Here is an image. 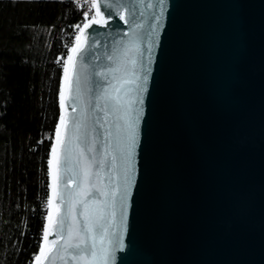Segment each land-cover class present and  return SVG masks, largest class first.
<instances>
[{"label": "water", "instance_id": "water-1", "mask_svg": "<svg viewBox=\"0 0 264 264\" xmlns=\"http://www.w3.org/2000/svg\"><path fill=\"white\" fill-rule=\"evenodd\" d=\"M95 7L64 67L55 195L51 150V203L32 264H104L101 249L108 264H264V0H95ZM113 52L119 61L107 59ZM133 136L122 208L128 164L118 145ZM85 167L84 192L109 196L106 205L77 199L107 233L101 245L97 231L95 259L77 261L66 243H79L83 217L65 220L66 194L83 187Z\"/></svg>", "mask_w": 264, "mask_h": 264}, {"label": "trees", "instance_id": "trees-1", "mask_svg": "<svg viewBox=\"0 0 264 264\" xmlns=\"http://www.w3.org/2000/svg\"><path fill=\"white\" fill-rule=\"evenodd\" d=\"M86 6L0 0V264H32L41 245L64 40L85 21Z\"/></svg>", "mask_w": 264, "mask_h": 264}, {"label": "snow or ice", "instance_id": "snow-or-ice-1", "mask_svg": "<svg viewBox=\"0 0 264 264\" xmlns=\"http://www.w3.org/2000/svg\"><path fill=\"white\" fill-rule=\"evenodd\" d=\"M163 2V0H162ZM108 7H112V5H108ZM97 13L99 14V6H97ZM83 14V13H82ZM93 23H98L97 21H93ZM126 34V33H125ZM75 51V49L73 50ZM128 49L124 48L123 52L125 53V55L127 54ZM107 59L110 61H119L120 57L117 56V54L115 52H113L112 54H109L107 56ZM132 64H136L137 61L136 60H132L131 61ZM119 68L115 69V71H118ZM68 69L65 68V72L67 73ZM109 72L114 71L113 69H109ZM97 76L100 77H104L105 81L111 85V81L107 79V75L105 72L100 71L98 73H96ZM113 79H116L115 76H113ZM146 79V77H145ZM97 84L99 85L100 82L98 81ZM67 88L70 91L71 90V81H67ZM120 89L118 87H114L113 88V92L117 93V95L113 96V100L115 101H119V93ZM107 90L104 89L103 87H100L99 93H98V98L99 99H103L105 96H107ZM61 97L63 99V92L61 93ZM80 98V93L79 90H77V96L75 97V99H79ZM99 107V105H97ZM106 107V106H105ZM113 107L115 108L116 111H119V105L118 104H114ZM101 111H104L103 108L100 109ZM99 119V118H98ZM62 123H63V118H62ZM80 126L77 125V128H79ZM119 150L121 151L122 154V158L125 160L126 164H128V167L125 168V178H124V190L122 195L120 196V199L122 201V208L124 206H126V202H127V198H128V192L129 189L132 186V172H134V163H132V156L134 154L133 150L135 147V140H134V136L132 137L131 141L129 143H127L126 145H118ZM53 151V160L51 161L52 166H53V195H55V181L57 179V160L55 159V153H56V147L53 146L52 148ZM81 155H83V149L80 150ZM117 159L116 156L112 157V160L115 161ZM113 169H115L116 165L115 163H113L112 165ZM88 179H89V172L87 170V167H85L83 169V187L78 186L77 190L68 192L66 194V199L69 203V209H68V215L65 217V220H67L69 217H71V221L72 224H75L77 221V215L82 216L83 217V222H82V231L84 233L83 236L80 237L79 239V243L75 244V245H71L66 243V248L67 247H71L73 248L74 251V255H73V259L77 260V261H86L89 257H91L92 259H95L98 255V249H97V244H96V240H97V231L99 230V239H100V244L103 245L104 244V238L105 235L107 233V229L105 227L104 224L99 223V219L100 217H97L95 220L89 215V204L86 200L84 199H77V197L83 196V195H91L93 196V199L91 201V203L93 204H97V203H105V205L107 204V198L109 196V194L107 192H104L103 190H97L99 192V196L100 197H104L105 200L104 201H100L98 199L95 198V194L94 193H85L84 192V188L87 187L88 185ZM116 192H118L120 190V186L119 184H117L115 186L114 189ZM49 203H51V201H49ZM114 200L112 201L113 204V208H114ZM77 204H82L83 208L82 210L77 214L76 212V205ZM111 215L114 216V211L111 213ZM49 219H51V217H49ZM72 224H70L68 226V240L71 241L73 238V227ZM48 230H45V238L48 235ZM90 236L91 238V243L89 244L87 242V238ZM61 239H63V236H61ZM104 252V256L102 257L104 260V264H108V250L107 249H101Z\"/></svg>", "mask_w": 264, "mask_h": 264}, {"label": "built area", "instance_id": "built-area-1", "mask_svg": "<svg viewBox=\"0 0 264 264\" xmlns=\"http://www.w3.org/2000/svg\"><path fill=\"white\" fill-rule=\"evenodd\" d=\"M78 1L87 5L86 6L87 7V11L85 12V21L81 24V25L84 26V24L87 23V21H89L90 15H93V14L96 15L95 0H78ZM79 28L80 27L77 28L76 34L72 37L71 40H68V39L64 40L65 48H66V50L68 52L67 53V59H68V57L70 55V52H71V50L73 48V45H74L77 37H78V35H79V33H80L81 29H82V28H80V30L78 31ZM61 57L62 56L60 55L59 58H61ZM67 59H66V62H67ZM48 203H49V200H48ZM47 209H48V206H47Z\"/></svg>", "mask_w": 264, "mask_h": 264}, {"label": "rangeland", "instance_id": "rangeland-1", "mask_svg": "<svg viewBox=\"0 0 264 264\" xmlns=\"http://www.w3.org/2000/svg\"><path fill=\"white\" fill-rule=\"evenodd\" d=\"M94 17H95L94 14H93V15H90L89 20H91V19L94 18ZM87 22H88V21H87ZM80 28H83V25H81ZM80 28L78 29V31L80 30ZM65 64H66V63H65Z\"/></svg>", "mask_w": 264, "mask_h": 264}]
</instances>
